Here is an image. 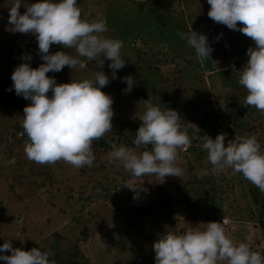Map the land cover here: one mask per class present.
<instances>
[{"label":"rangeland","instance_id":"obj_1","mask_svg":"<svg viewBox=\"0 0 264 264\" xmlns=\"http://www.w3.org/2000/svg\"><path fill=\"white\" fill-rule=\"evenodd\" d=\"M23 2L30 4L35 0ZM77 3L82 18H105L108 31L103 35L123 42L121 56L127 63L117 70V79L113 80L108 66L111 61L105 60L102 70L111 82L102 90L113 97L114 121L130 122L124 130L130 142L136 135L132 131L135 118L139 120L143 115L145 100L150 99L153 106L162 110L167 107L177 110L182 129L195 137L197 143L186 152L179 151L177 166L182 168L183 176H168L162 182V178L155 176L133 177L119 161L110 163L111 150L105 152L100 142L92 146L96 159L91 167L75 168L63 161L38 164L28 160L24 152L28 141L22 127L25 104L16 112L5 102V90L2 91L0 246L10 239L14 248L40 247L51 256L77 244L92 264H156L153 244L160 235L182 234L188 227L203 230L207 222L227 217V234L235 242L254 234L252 249L264 256V229L258 223L257 205L249 192V188L259 189L231 169L212 174L207 151L202 147L206 136L215 138V127L225 129L223 105L232 100L227 96L238 94L232 111L246 98L247 91L238 82L239 72L225 65L231 59L237 63L236 69L242 68L249 59L247 49L255 47L254 42L240 31L210 19L207 0H77ZM12 4L13 0H0V54H13L3 60L1 87L12 81V73L24 62L25 55L32 56L33 68L43 63L34 34L8 30ZM25 11L22 4L20 12ZM191 28L205 34L213 48L211 58L204 63L197 60L194 49L180 36ZM60 50L76 55L74 50L60 45L50 47V53ZM101 60L103 57L88 61L83 70L65 66L62 71L48 75L61 83L94 79L101 70ZM129 75L134 77L135 84L130 93H125L126 82L122 78ZM162 75L165 83L161 81ZM24 100L29 105V100ZM242 111L235 113L237 120L233 123L235 127L241 122L246 124L243 135L239 136L255 135L264 151V113L245 105ZM203 128L205 133L199 135ZM100 183L102 191H99ZM125 184L141 186L135 199ZM70 187L75 190L72 195L76 198L69 202L65 194L58 195L55 191L56 188L69 191ZM108 187H113V191L105 198L103 194ZM47 188L57 192V198L46 196ZM154 201L162 212L128 216V210L149 207ZM3 254L11 253H0Z\"/></svg>","mask_w":264,"mask_h":264},{"label":"clouds","instance_id":"obj_2","mask_svg":"<svg viewBox=\"0 0 264 264\" xmlns=\"http://www.w3.org/2000/svg\"><path fill=\"white\" fill-rule=\"evenodd\" d=\"M210 5L208 17L215 23L240 31L251 38L255 47L247 49L249 59L240 69L239 84L247 95L244 105L264 113V0H207ZM26 7L20 12L21 5ZM9 31L34 34L38 42V54L43 63L31 67L32 56L23 57L24 62L12 73L17 95L31 101L24 108L22 127L28 137L24 152L28 160L38 164H55L63 161L75 168L91 167L96 159L93 142L99 141L113 129V97L102 89L110 78L102 70L105 60L112 70L111 79H117V70L126 65L121 56L123 42L108 38L107 21L103 17L94 20L82 18L77 0H35L25 4L13 0L9 9ZM242 25V27L240 26ZM196 58L204 63L211 58L213 48L208 37L190 29L180 33ZM60 45L69 51L50 53V47ZM103 57L101 70L94 79L57 83L49 72H60L65 66L72 70L87 68L88 61ZM125 93H130L135 84L132 75L123 77ZM51 92V95L49 93ZM145 111L139 120L134 148L111 144L109 162L119 161L133 177L183 176L177 166L179 150H187L191 140L182 129L180 113L171 108L162 110L145 100ZM226 134L214 139L206 136L202 147L207 151V160L212 165V174L224 173L226 169L243 177L264 193V151L255 135L236 136L225 146ZM150 146V150H149ZM138 149H143L137 151ZM127 185L134 193L141 190ZM227 217L222 221H210L206 228L188 227L182 234L168 232L154 242L156 264H264V256L252 249L254 234L249 233L243 241L235 242L226 231ZM0 260L6 264H56L50 253L40 247L24 250L13 247L10 239L0 246Z\"/></svg>","mask_w":264,"mask_h":264},{"label":"trees","instance_id":"obj_3","mask_svg":"<svg viewBox=\"0 0 264 264\" xmlns=\"http://www.w3.org/2000/svg\"><path fill=\"white\" fill-rule=\"evenodd\" d=\"M17 54V53H16ZM13 55L12 53L9 54H4L1 53L0 54V70H1V66L3 64V60L6 56H11ZM228 61V60H227ZM227 63V62H226ZM237 64V63H236ZM161 81L163 83H165V77L164 75L161 76ZM1 83V81H0ZM57 83H61V82H57ZM13 85V81H7L4 83L3 87L0 86V93H2V91L5 90V102L9 105L12 106V108L17 112L21 110V106L25 104V106H23V108H25L27 106L23 96L21 95H17L15 92V89L12 88L11 91H9V88H11ZM49 95H51V92L49 93ZM229 99L232 98V100H230L229 102H226L223 105V113H226V120H225V129L222 128L221 126L215 127V131L217 132L216 134H214V136L216 137L218 134L228 132L226 133V138L225 141H228V139L232 138L234 139L236 136L239 135H243V131L244 128L246 127V124L244 123H240L238 125V127H235L233 125V123H235L234 121L237 120V116H235V113H239L242 114V108L244 107V100L243 103L238 104L239 106H236L235 111H232V103L234 102V100L238 99V94H232L231 96H227ZM3 99L0 97V103H3ZM203 102L208 104V101L206 99H203ZM31 101H29L28 104H30ZM21 107V108H20ZM234 116V117H233ZM114 116L112 119V124H113V129L106 133L104 137H102L99 141H94L93 145L100 142L99 146L101 148H103V150L105 152H107L108 150H112L111 149V144H115L117 147H119L121 144L125 145L126 147H129V145L131 147H135L134 143L130 142L128 136L126 134H124V130L126 128V126H130V122L126 121V122H121V120H117L114 121ZM140 121L138 120V118H135L134 121V125L135 128L132 129V131H137L138 128L140 127ZM202 129V128H201ZM205 128H203L202 131H198L199 135H203L205 133ZM197 132H195V136ZM190 137L191 143L188 147V149L186 151H188L191 147L192 144H196L197 143V139L195 137H193L192 135H188ZM92 145V146H93ZM262 147V145H261ZM143 149H140V151ZM149 150H150V146H149ZM180 151V150H179ZM186 151H180V152H186ZM101 165V164H100ZM103 165V162H102ZM104 167V166H103ZM122 175V174H121ZM52 180V178L50 179ZM51 182V181H50ZM252 184V183H251ZM253 185V184H252ZM251 185V186H252ZM99 191H102V184H99ZM116 187V186H115ZM95 190V189H94ZM98 190V189H97ZM252 188H249V192L251 193V196L254 200V202L256 203L257 207H256V217L258 219V223H260L261 227L264 229V193H262L260 190H254L252 191ZM58 192V195L63 193L65 194V200H75L76 196L72 195V192H74L75 190L73 189V187L69 188V191H63L60 190V188H56V190ZM113 191V187L111 188H107L105 193L103 194V197H108L109 194ZM46 196H48L50 199H55L57 198L56 193L52 191V188H47L46 189ZM95 194V193H94ZM157 194L159 195V192H157ZM69 202V201H68ZM158 213V212H162V210L159 208V204L158 202L154 201L153 204L151 206H145L143 208H139V207H134L130 210L127 211V214L129 217H134L137 216L139 214H144V215H150V214H154V213ZM168 223H171L170 221H168ZM32 249H26V250H30ZM50 260H55L56 264H92L91 261L85 256L83 250L77 245H71L66 247L65 249L55 253L54 255H51ZM0 264H4V262L0 263Z\"/></svg>","mask_w":264,"mask_h":264},{"label":"built area","instance_id":"obj_4","mask_svg":"<svg viewBox=\"0 0 264 264\" xmlns=\"http://www.w3.org/2000/svg\"><path fill=\"white\" fill-rule=\"evenodd\" d=\"M233 66H234L235 69H236V62H235V60H231V59H229V60L227 61V63H226V67L229 68V69L234 70V69H233ZM188 147H189V146H188ZM188 147H187V149H188ZM180 151H184V150H180ZM222 219H223V217H222ZM222 219H221V221H222Z\"/></svg>","mask_w":264,"mask_h":264},{"label":"crops","instance_id":"obj_5","mask_svg":"<svg viewBox=\"0 0 264 264\" xmlns=\"http://www.w3.org/2000/svg\"><path fill=\"white\" fill-rule=\"evenodd\" d=\"M225 67H226V65H225ZM227 68V67H226ZM230 70H232V69H230Z\"/></svg>","mask_w":264,"mask_h":264}]
</instances>
